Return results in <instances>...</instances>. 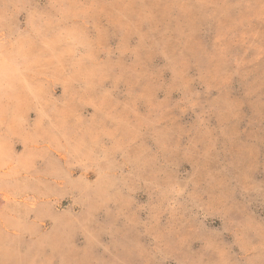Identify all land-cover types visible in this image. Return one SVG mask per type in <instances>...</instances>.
Instances as JSON below:
<instances>
[{
	"label": "clouds",
	"instance_id": "1",
	"mask_svg": "<svg viewBox=\"0 0 264 264\" xmlns=\"http://www.w3.org/2000/svg\"><path fill=\"white\" fill-rule=\"evenodd\" d=\"M0 264H264V0H0Z\"/></svg>",
	"mask_w": 264,
	"mask_h": 264
}]
</instances>
